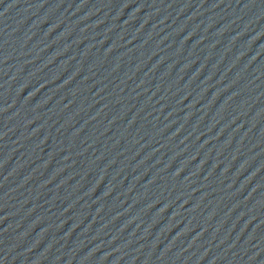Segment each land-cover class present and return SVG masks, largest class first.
Masks as SVG:
<instances>
[{
  "label": "water",
  "instance_id": "water-1",
  "mask_svg": "<svg viewBox=\"0 0 264 264\" xmlns=\"http://www.w3.org/2000/svg\"><path fill=\"white\" fill-rule=\"evenodd\" d=\"M128 264H264V0H188Z\"/></svg>",
  "mask_w": 264,
  "mask_h": 264
}]
</instances>
